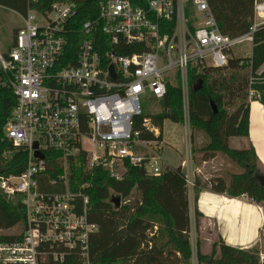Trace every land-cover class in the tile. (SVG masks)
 Masks as SVG:
<instances>
[{
    "label": "built area",
    "instance_id": "built-area-1",
    "mask_svg": "<svg viewBox=\"0 0 264 264\" xmlns=\"http://www.w3.org/2000/svg\"><path fill=\"white\" fill-rule=\"evenodd\" d=\"M22 19L12 48L0 51V89L16 95L1 163L17 151L27 161L19 174L0 172V189L21 197L25 218L16 240L0 241V264H40L47 257L92 264L90 236L99 230L88 216L92 183H73L72 176H92L101 167L121 179L127 164L151 176L170 168L159 129L149 118L137 126L142 97L160 101L169 86H180L189 124L191 72L226 66L246 39L251 56L264 26V0H255L253 22L238 37L220 30L208 0H103L87 20L78 18L76 2L59 1L29 9ZM255 97L250 89L249 99ZM193 162L187 144L180 166L189 189L196 182Z\"/></svg>",
    "mask_w": 264,
    "mask_h": 264
},
{
    "label": "trees",
    "instance_id": "trees-1",
    "mask_svg": "<svg viewBox=\"0 0 264 264\" xmlns=\"http://www.w3.org/2000/svg\"><path fill=\"white\" fill-rule=\"evenodd\" d=\"M59 1H74L78 5V18L82 20L97 16L103 0H0V6L15 10L22 16L29 9L46 10ZM139 3L141 0H132ZM220 30L231 36L245 34L253 22L255 0H208ZM72 48H76L72 44ZM264 26L254 35L251 56L233 57L226 66L211 67L200 73L191 72L189 88L188 119L191 137L197 132L206 136L201 147L200 160L208 162L216 154H223L242 168L240 172H229V179L220 176L211 181L210 189L230 197L247 195L251 200L264 202V185L256 174L264 173L258 166L254 146L234 148L232 137L249 136V90L259 93L255 97L264 106ZM225 68L234 69L230 76L219 74ZM248 69L249 75L239 73ZM1 70V67H0ZM215 74H218L216 76ZM16 104V95L10 88L0 89V172L19 174L26 165V154L17 151L7 164L1 163V153L8 146L2 140L3 128ZM162 110L154 115L141 116L138 128H143L144 119L152 126L163 127L164 121H185L184 100L180 86H169L166 96L159 101ZM213 104L217 106L215 112ZM232 107H234L232 109ZM144 137H155L145 131ZM160 137L163 134L160 132ZM195 158V157H194ZM94 175L81 172L72 176V182L89 180L91 198L89 220L98 224L99 230L90 236V258L92 264H192L193 247L190 240L191 215L189 188L181 166L170 167L160 176L148 175L143 168L127 164V171L116 179L101 167L94 168ZM195 182L196 198L204 186ZM121 197L117 205L113 198ZM197 211V217L200 216ZM25 210L21 197L10 199L0 189V241H14L17 233H7L24 225ZM214 243L213 252L219 250L216 264H259L256 250L233 247L223 240ZM197 257L203 262L200 239L197 240ZM68 260L65 264L77 263ZM40 264H59L47 257Z\"/></svg>",
    "mask_w": 264,
    "mask_h": 264
},
{
    "label": "rangeland",
    "instance_id": "rangeland-1",
    "mask_svg": "<svg viewBox=\"0 0 264 264\" xmlns=\"http://www.w3.org/2000/svg\"><path fill=\"white\" fill-rule=\"evenodd\" d=\"M23 24L22 15L15 10L0 6V51L7 52L12 48L16 31ZM250 40L246 39L238 42L234 46L235 53L238 57L245 56V53L250 50ZM235 70L230 68H225L220 71L219 74L224 76H230ZM239 73L243 75H249V70H240ZM218 76V74H215ZM143 113L145 116H150L159 113L162 108L159 101L155 100L154 97L145 95L141 99ZM234 107H232L233 109ZM157 128V127H156ZM159 129V128H158ZM190 125L184 122H174L170 119L164 121L163 127L159 130L167 143L164 149V158L172 166L177 167L185 156V150L187 144L192 146L194 153V162L197 165H204V171L200 175L195 176V180H200V188L207 186L211 187V181L217 177H224V179H229V172H240L242 168L238 166L234 161L223 154H216V157L209 158V161L204 163L200 160L201 147L206 143V136L202 133H195L193 139L190 138L192 133ZM190 131V132H189ZM218 156V157H217ZM209 179L211 181H209ZM195 191L193 188L189 189V202H190V215H191V232L190 240L193 247V257L191 259L192 264H216V260L219 258V250L216 253L213 252V242L219 243L218 236L216 234L217 227L213 221H204L203 216L197 217L195 211ZM244 209V212L249 214L246 206H240ZM258 226V224H257ZM252 215L248 220L242 222V230H247V232H255L257 228ZM22 232V225L18 226L7 233H17ZM200 239L201 242V252L205 255L203 262H199L197 257V240ZM257 251L260 261L259 264H264V230H261V241L255 245L253 248ZM44 261V260H42ZM173 264H179L176 257L172 258Z\"/></svg>",
    "mask_w": 264,
    "mask_h": 264
},
{
    "label": "crops",
    "instance_id": "crops-1",
    "mask_svg": "<svg viewBox=\"0 0 264 264\" xmlns=\"http://www.w3.org/2000/svg\"><path fill=\"white\" fill-rule=\"evenodd\" d=\"M230 144L234 148L254 146L258 158V166L264 173V106L259 99H250L249 136L232 137ZM167 164L170 167H174L168 162ZM180 164L181 160L178 166ZM198 167L202 171L205 170L204 165H197L193 162L191 171H193L194 176L198 175ZM182 171L185 173V169ZM194 201L196 214L197 211L200 212V216H203L202 219L204 221H213L216 225V234L219 240H223L230 246L243 249L253 248L261 241V230H264V202L257 203L247 195L230 197L227 194L216 193L210 188H203L197 198L195 195ZM240 206L248 207L247 209L250 210L248 211L249 214L245 213ZM251 215L256 226L258 224L256 231L253 233L242 230V222H246Z\"/></svg>",
    "mask_w": 264,
    "mask_h": 264
},
{
    "label": "water",
    "instance_id": "water-1",
    "mask_svg": "<svg viewBox=\"0 0 264 264\" xmlns=\"http://www.w3.org/2000/svg\"><path fill=\"white\" fill-rule=\"evenodd\" d=\"M214 110L215 112L218 111L217 106L215 104H213ZM257 178L262 182V184L264 185V175L262 174H256ZM113 201L117 202V205L121 204V197L120 196H116L113 198Z\"/></svg>",
    "mask_w": 264,
    "mask_h": 264
}]
</instances>
